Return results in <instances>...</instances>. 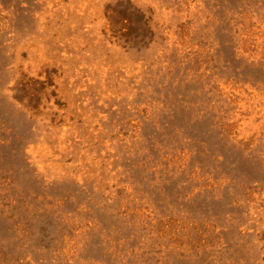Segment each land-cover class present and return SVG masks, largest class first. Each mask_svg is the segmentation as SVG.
I'll return each instance as SVG.
<instances>
[{
    "label": "rangeland",
    "instance_id": "1",
    "mask_svg": "<svg viewBox=\"0 0 264 264\" xmlns=\"http://www.w3.org/2000/svg\"><path fill=\"white\" fill-rule=\"evenodd\" d=\"M0 264H264V0H0Z\"/></svg>",
    "mask_w": 264,
    "mask_h": 264
}]
</instances>
